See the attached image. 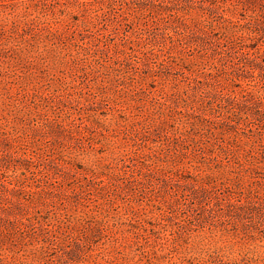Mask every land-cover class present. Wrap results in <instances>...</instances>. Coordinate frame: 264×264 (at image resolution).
Returning a JSON list of instances; mask_svg holds the SVG:
<instances>
[{"label":"rangeland","instance_id":"obj_1","mask_svg":"<svg viewBox=\"0 0 264 264\" xmlns=\"http://www.w3.org/2000/svg\"><path fill=\"white\" fill-rule=\"evenodd\" d=\"M0 264H264V0H0Z\"/></svg>","mask_w":264,"mask_h":264}]
</instances>
